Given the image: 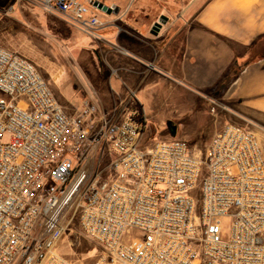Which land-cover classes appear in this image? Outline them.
<instances>
[{
  "label": "built area",
  "instance_id": "1",
  "mask_svg": "<svg viewBox=\"0 0 264 264\" xmlns=\"http://www.w3.org/2000/svg\"><path fill=\"white\" fill-rule=\"evenodd\" d=\"M32 1L84 33L102 26L94 0ZM0 94V264H80L56 251L75 198L90 264H264V148L248 129L227 124L203 150L150 144L142 108L120 121L88 101L66 112L3 47ZM105 144L107 171L93 173Z\"/></svg>",
  "mask_w": 264,
  "mask_h": 264
},
{
  "label": "crops",
  "instance_id": "2",
  "mask_svg": "<svg viewBox=\"0 0 264 264\" xmlns=\"http://www.w3.org/2000/svg\"><path fill=\"white\" fill-rule=\"evenodd\" d=\"M102 4L119 12L98 17L95 34L59 24L72 47L68 56L76 58L82 79H90L75 81L69 113L88 101L99 115L120 121L140 108L147 116L148 106L167 97L188 111L193 105L184 95L196 96L213 102L215 114L204 147L192 148L203 150L227 124L264 137V0L171 1L159 10L167 21L156 35L150 31L158 20L127 14L131 4Z\"/></svg>",
  "mask_w": 264,
  "mask_h": 264
},
{
  "label": "rangeland",
  "instance_id": "3",
  "mask_svg": "<svg viewBox=\"0 0 264 264\" xmlns=\"http://www.w3.org/2000/svg\"><path fill=\"white\" fill-rule=\"evenodd\" d=\"M99 1L102 3L112 1L123 7L131 4L127 14L131 13L132 16L156 21L159 19V10L168 7L171 1L177 0ZM91 11L99 18L106 15L94 8H91ZM66 23L59 16L45 12L39 4L32 0H0V47L15 52L34 64L54 97L68 112L73 107L71 103L76 90L75 81L81 82L82 80L81 83L87 85L90 79H82L76 58L73 60L67 54V51L71 52L72 47H69L63 39L64 34L61 35V31L64 32L65 29L63 30L59 26V24L65 25ZM33 27L36 29L33 30ZM43 27L45 33L41 32ZM72 51L74 53V50ZM2 96L0 94V97ZM184 99L192 101L193 106L187 107L188 111H184L183 107L178 106L175 100L170 97L164 98L155 106H148L146 137L150 144L179 140L186 142L191 148L194 144H199L201 148L204 147L211 131L209 122L214 119L215 110H211L213 102L187 95H184ZM201 111L203 112L201 119L197 120V115ZM169 121L171 122L170 126H173L172 131L169 129ZM258 140L264 148V137H260ZM110 160L111 154L105 144L101 149L91 154L87 168L93 173L105 169L106 172ZM79 169H76V173L79 172ZM76 200V198L73 199L66 208L62 220L66 231L56 251L74 262L90 264L95 254V248L79 230ZM221 237L224 240L228 239V224L222 230ZM19 262L20 258L17 257L11 264H20Z\"/></svg>",
  "mask_w": 264,
  "mask_h": 264
},
{
  "label": "water",
  "instance_id": "4",
  "mask_svg": "<svg viewBox=\"0 0 264 264\" xmlns=\"http://www.w3.org/2000/svg\"><path fill=\"white\" fill-rule=\"evenodd\" d=\"M92 6L96 10L100 11L101 13L107 14V15L117 14L118 11H119L118 7H115V6L108 7V6L103 5L102 3L98 2V1H93ZM166 21H167V18L165 16H161L158 19V21L155 22L152 25V28H151L150 33L152 35H156L157 32L160 30V28L162 27V25L165 24ZM169 129H170V131H172V129H173V126H170V123H169Z\"/></svg>",
  "mask_w": 264,
  "mask_h": 264
},
{
  "label": "trees",
  "instance_id": "5",
  "mask_svg": "<svg viewBox=\"0 0 264 264\" xmlns=\"http://www.w3.org/2000/svg\"><path fill=\"white\" fill-rule=\"evenodd\" d=\"M238 71H239V70H237V69L234 70V71H233V74L235 75L236 73H238Z\"/></svg>",
  "mask_w": 264,
  "mask_h": 264
},
{
  "label": "bare ground",
  "instance_id": "6",
  "mask_svg": "<svg viewBox=\"0 0 264 264\" xmlns=\"http://www.w3.org/2000/svg\"><path fill=\"white\" fill-rule=\"evenodd\" d=\"M75 187V186H74ZM74 187H73V189H74Z\"/></svg>",
  "mask_w": 264,
  "mask_h": 264
}]
</instances>
